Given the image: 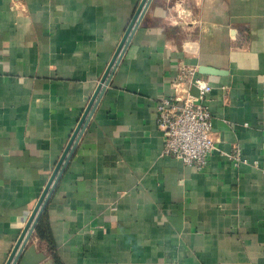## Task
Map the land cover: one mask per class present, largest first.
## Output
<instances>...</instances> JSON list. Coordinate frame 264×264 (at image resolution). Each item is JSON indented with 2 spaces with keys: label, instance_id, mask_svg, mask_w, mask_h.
<instances>
[{
  "label": "crops",
  "instance_id": "obj_1",
  "mask_svg": "<svg viewBox=\"0 0 264 264\" xmlns=\"http://www.w3.org/2000/svg\"><path fill=\"white\" fill-rule=\"evenodd\" d=\"M140 2L0 0V264ZM181 64L219 70L202 170L162 155ZM37 226L17 264H264V0H152Z\"/></svg>",
  "mask_w": 264,
  "mask_h": 264
},
{
  "label": "built area",
  "instance_id": "obj_2",
  "mask_svg": "<svg viewBox=\"0 0 264 264\" xmlns=\"http://www.w3.org/2000/svg\"><path fill=\"white\" fill-rule=\"evenodd\" d=\"M198 72L197 67L181 64L177 80L172 84V94L162 97L156 109L164 139L162 155L173 156L202 170L213 152L220 148L213 129V115L206 104L213 86ZM192 86L198 88L199 96L191 93ZM241 155L237 149L230 156L238 165L245 161Z\"/></svg>",
  "mask_w": 264,
  "mask_h": 264
},
{
  "label": "water",
  "instance_id": "obj_3",
  "mask_svg": "<svg viewBox=\"0 0 264 264\" xmlns=\"http://www.w3.org/2000/svg\"><path fill=\"white\" fill-rule=\"evenodd\" d=\"M152 0H141L140 5L135 12L112 60L110 61L100 83L98 84L89 104L87 105L79 124L77 125L73 135L71 136V139L63 152L60 160L58 161V164L56 165L52 176L45 187L40 199L37 202V205L35 209L33 210L26 227L24 228V231L22 232L20 238L18 239L15 247L13 248L12 252L10 253L7 261L5 264H17L22 251L24 250L28 240L30 239L32 233L34 232L37 223L39 222V219L41 218L44 210L46 209L48 202L56 189L61 176L63 175L75 149L78 145V142L80 141V138L82 137V134L91 119L94 111L96 110L105 90L106 87L109 85L124 53L126 52L130 41L137 30L140 22L142 21L149 5L151 4ZM219 70L214 69L209 66L202 65L200 67V73L201 74H215L218 73ZM191 93L193 95L199 96V90L196 86L191 87Z\"/></svg>",
  "mask_w": 264,
  "mask_h": 264
},
{
  "label": "trees",
  "instance_id": "obj_4",
  "mask_svg": "<svg viewBox=\"0 0 264 264\" xmlns=\"http://www.w3.org/2000/svg\"><path fill=\"white\" fill-rule=\"evenodd\" d=\"M43 222H42V220L40 221V223L38 224V226H37V232H38V234H40L41 236L44 234V231H43Z\"/></svg>",
  "mask_w": 264,
  "mask_h": 264
}]
</instances>
